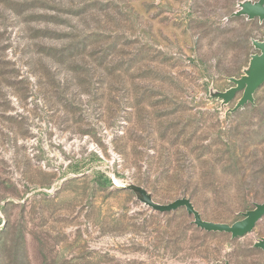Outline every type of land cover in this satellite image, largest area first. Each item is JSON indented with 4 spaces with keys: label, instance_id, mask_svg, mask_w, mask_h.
<instances>
[{
    "label": "rangeland",
    "instance_id": "374dc122",
    "mask_svg": "<svg viewBox=\"0 0 264 264\" xmlns=\"http://www.w3.org/2000/svg\"><path fill=\"white\" fill-rule=\"evenodd\" d=\"M248 4L0 0V264H264Z\"/></svg>",
    "mask_w": 264,
    "mask_h": 264
},
{
    "label": "water",
    "instance_id": "95a60500",
    "mask_svg": "<svg viewBox=\"0 0 264 264\" xmlns=\"http://www.w3.org/2000/svg\"><path fill=\"white\" fill-rule=\"evenodd\" d=\"M246 10H250L253 16L264 19V0H259V4H248ZM259 49L262 53L254 59V65L257 68L255 72L251 74V77H243L239 81V86L236 89H244L242 97V104H244L250 97L251 93L264 82V43H260ZM191 210V209H190ZM264 216V203L256 206L255 209L250 210L245 217L235 221L233 224L228 225L225 223H204L197 222L200 226L209 231H224L231 236L240 237L251 232L255 224ZM259 247L264 250V244L259 243Z\"/></svg>",
    "mask_w": 264,
    "mask_h": 264
},
{
    "label": "trees",
    "instance_id": "16d2710c",
    "mask_svg": "<svg viewBox=\"0 0 264 264\" xmlns=\"http://www.w3.org/2000/svg\"><path fill=\"white\" fill-rule=\"evenodd\" d=\"M100 185H104V183H103V182H101V183H100ZM0 223H1V218H0ZM211 233H218V232H216V231H213V232H211Z\"/></svg>",
    "mask_w": 264,
    "mask_h": 264
}]
</instances>
